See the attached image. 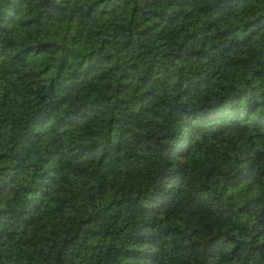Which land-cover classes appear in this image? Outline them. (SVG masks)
Here are the masks:
<instances>
[{
  "label": "trees",
  "instance_id": "16d2710c",
  "mask_svg": "<svg viewBox=\"0 0 264 264\" xmlns=\"http://www.w3.org/2000/svg\"><path fill=\"white\" fill-rule=\"evenodd\" d=\"M0 264H264V0H0Z\"/></svg>",
  "mask_w": 264,
  "mask_h": 264
}]
</instances>
